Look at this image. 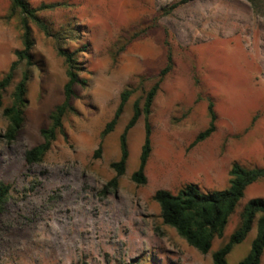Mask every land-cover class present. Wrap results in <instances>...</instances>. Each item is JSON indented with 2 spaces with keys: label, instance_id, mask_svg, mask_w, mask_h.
<instances>
[{
  "label": "rangeland",
  "instance_id": "rangeland-1",
  "mask_svg": "<svg viewBox=\"0 0 264 264\" xmlns=\"http://www.w3.org/2000/svg\"><path fill=\"white\" fill-rule=\"evenodd\" d=\"M179 1L29 0L34 8L61 4L40 13L55 30L80 28L81 35L66 48L77 53L86 85L75 88L76 112L64 120L68 138L60 136L42 163L28 166L25 153L42 142L41 131L64 100L68 81L55 42L34 27L37 63L25 125L14 143L0 138V182L12 186L0 215V264H213L214 253L238 227L244 206L264 198V181L247 189L224 237L214 241L208 255L163 223L154 200L157 191L177 194L190 184L203 193L224 191L230 188L234 163L264 167V0H255L257 9L252 0H192L162 16L164 8ZM10 7L11 0H0V80L22 48L17 19L8 18ZM166 42L175 69L151 116L148 182L132 181L145 142L141 118L128 136L126 174L116 188L106 189L115 177L111 164L120 160V137L142 95L141 80L166 66ZM23 70L24 65L16 71L5 107ZM125 90L135 95L96 156ZM210 103L218 118L216 132L193 147L209 128ZM7 125L0 110V135ZM257 234L254 225L227 264H240Z\"/></svg>",
  "mask_w": 264,
  "mask_h": 264
},
{
  "label": "trees",
  "instance_id": "trees-1",
  "mask_svg": "<svg viewBox=\"0 0 264 264\" xmlns=\"http://www.w3.org/2000/svg\"><path fill=\"white\" fill-rule=\"evenodd\" d=\"M191 1L180 0L168 8H164L162 16L172 15ZM252 1L257 9L256 1ZM60 6L61 4H43L34 8L29 0H11L8 18L17 19L22 48L15 52L16 60L0 80V110H3V117L8 123L5 132L0 135L4 142L14 143L25 125L26 110L29 106L28 87L32 79V69L37 63L34 52L36 47L34 27L41 31L45 37L55 42L57 54L67 66L68 81L64 87V100L53 110L50 124L42 129V142L26 151L25 162L28 166L42 163L60 136L68 138L64 120L67 115L76 112L74 107L75 88L78 85H86V81L80 78L82 68L77 53L70 52L66 48L69 40H74L81 35L80 28L68 26L57 31L40 15L41 12L53 11ZM143 34L145 32L136 34L128 44ZM127 45L121 49V52ZM166 46V66L157 73L146 75L141 80L142 95L134 103L132 117L120 137V160L111 164L115 177L106 186V189L116 188L119 179L126 174L130 157L128 136L141 118H144L145 122V142L141 150L139 169L132 175V181L141 186L148 182L146 169L153 152L151 116L155 101L165 81L175 69L173 50L168 42H166ZM22 65H24V70L21 79L14 87L10 105L5 107V95L14 83L16 71ZM134 95V90H125L121 94L120 104L112 120L105 126L101 134V143L96 156L102 153L105 139L115 131ZM209 112L211 120L209 128L198 136L193 147L209 139L216 132L218 118L213 103H210ZM230 177V188L224 191L203 193L198 186L190 184L183 187L177 194L159 190L154 196V200L160 205L163 223L175 229L191 247L203 255L210 254L214 241L224 237L230 220L244 199L247 189L255 183L264 181V167L248 168L236 162L232 166ZM11 193L12 186L0 182V215L4 213ZM254 225H257L258 228L257 237L253 242L251 252L240 264H261L264 255V198H254L244 206L238 227L230 236L228 243L214 253L213 264H227L228 257L236 246L247 239Z\"/></svg>",
  "mask_w": 264,
  "mask_h": 264
}]
</instances>
